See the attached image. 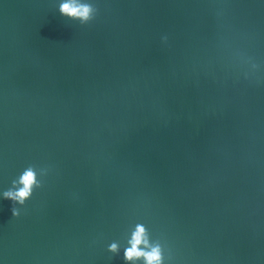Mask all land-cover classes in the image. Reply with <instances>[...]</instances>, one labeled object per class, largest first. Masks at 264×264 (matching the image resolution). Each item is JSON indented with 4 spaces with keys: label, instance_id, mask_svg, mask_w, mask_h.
I'll return each mask as SVG.
<instances>
[{
    "label": "water",
    "instance_id": "1",
    "mask_svg": "<svg viewBox=\"0 0 264 264\" xmlns=\"http://www.w3.org/2000/svg\"><path fill=\"white\" fill-rule=\"evenodd\" d=\"M0 264H264V0H0Z\"/></svg>",
    "mask_w": 264,
    "mask_h": 264
}]
</instances>
